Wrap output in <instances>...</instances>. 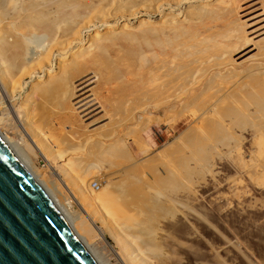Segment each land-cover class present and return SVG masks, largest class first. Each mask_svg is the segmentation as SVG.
I'll list each match as a JSON object with an SVG mask.
<instances>
[{
    "label": "bare ground",
    "instance_id": "bare-ground-1",
    "mask_svg": "<svg viewBox=\"0 0 264 264\" xmlns=\"http://www.w3.org/2000/svg\"><path fill=\"white\" fill-rule=\"evenodd\" d=\"M120 1L122 0H0V130L24 156H26L27 144L21 139L17 142L18 140L12 138L7 131L13 126H16L18 131H21L38 149L50 152L49 156L53 154L52 163L58 164V167L53 166L55 173L70 184L69 180L75 182L72 183L74 186L69 191L70 194L80 208L83 204L92 207L91 214L87 213L92 225L97 218L102 224L100 228L93 226L96 234L98 233L107 243L109 237L114 241L112 245L110 243L108 245L121 264H154L151 258L159 262L162 260L163 250L161 251L157 244L159 229L150 222L153 220L149 218V214L164 209L163 205L157 203L159 200L155 204L157 187L162 197L171 199L167 192L169 188H166L167 182L164 179L165 183L161 181L160 184L157 181L153 185L150 180L144 178L147 182H151L152 186H148V189L144 187L149 183L146 185L144 183L143 186L138 182L141 190L135 188L134 191L126 186L120 187L119 191L125 193L127 201L134 199L132 206L127 202L121 203L110 200L104 195L95 194L91 188L93 167H91V150L95 149H92L91 144L96 148V152L92 151L95 152V156L103 149L102 152L106 150L105 153L109 158H114L117 148L115 146L118 144L116 130L125 124H122L124 120H120V116L124 115L123 112L145 97L163 93L172 96L173 93V97L180 96L181 100L191 96L193 100L190 99L189 102L195 108H199L200 106H197L200 104L206 105L204 106L206 112L210 114H201L206 116L204 119L200 117L205 123L214 121L210 122L207 128L208 132L211 129V132L207 133L213 138L214 145L210 144L211 147H217L215 143L218 141V145L222 143L223 146V143L229 144L232 138L234 140L235 135L232 131L234 127L250 126L260 133L258 145L260 156L263 157L264 7L263 9L261 7L264 6V0H259L260 2L257 0L258 3L263 2L260 5L261 10L252 13L251 16L242 9L245 8L243 7L245 0H181L180 5L181 3L186 5L189 10L185 16H169V18L167 16V19L159 25L142 23L139 25V30L133 33H127L128 28L124 26L113 29L106 25ZM122 8L121 11L125 7ZM241 9L244 12L242 16ZM94 27L95 30L92 29ZM103 27L107 29L101 32L100 28L104 29ZM91 31L94 32L91 34ZM110 50L116 53L117 60L109 57ZM124 60L130 68L128 77L126 78V75L121 78V71V75L116 73L119 77L109 84L108 94L105 97H98L95 90L98 75L100 80L103 73L105 75L119 73L118 69ZM242 64L245 67H241ZM188 104L187 102V106ZM207 114L209 117L212 115L210 120ZM62 117L65 118L64 121ZM95 118H98L97 122ZM75 119H78L83 128L82 132L77 127H72ZM227 121L229 124L226 123ZM199 125L198 127H203ZM207 125L204 124V127ZM198 127H196L198 131L192 127L194 135L206 131H199ZM123 128L121 131H127ZM109 130H113L111 132L115 134L111 136ZM71 136L78 138L77 145H75L76 141L70 138ZM204 136L207 135L199 134L196 139L192 137L194 139L191 138L192 141L187 138L188 144L184 145L185 142L183 144L189 148L187 151L205 156L201 155L199 158L196 153H190L193 157L195 155L196 160L199 159V163L205 161L202 165L199 164L201 169H207L204 165L211 162L215 152V150L212 154L208 152L211 149L209 145L199 150V145L206 141ZM214 138H218V141L215 142ZM207 140H210L208 136ZM126 147L124 146L123 149L127 150ZM208 148L210 149L206 150ZM118 149L122 148L118 147ZM102 152L97 155L103 156ZM118 152L122 154V151ZM182 152L178 156H185L186 162L190 164L184 161L186 158L179 157L178 159L183 160V163L177 161V158L175 160L181 164L186 163V166L174 161L177 165L173 162L174 167H178L179 164L183 168L179 167L177 170L167 167L177 170L179 174L183 172L180 178L183 176L182 179L188 181L191 167L189 165L194 158L189 155V158H193L191 160L188 158V152L187 156ZM127 156L126 160H128ZM100 157L99 159L102 158ZM118 157L115 158L117 162L121 158ZM102 160L97 163H103ZM123 160L122 162H125V157ZM129 160L126 163L129 164ZM172 161H169L170 165L173 164ZM110 162H113L112 159ZM192 162L195 166L198 163L195 164V159ZM109 163L107 165H110ZM126 163L122 165L125 168L119 164L120 172L130 171L128 168L131 165ZM95 168L98 166L93 169ZM110 170L103 168L99 171V177H110L113 173ZM174 170H172L173 174L176 173ZM172 171L171 169L169 171L170 177L174 178ZM129 175L131 174L126 176L128 181H130ZM180 178L178 177L177 181L179 179L180 182L182 180ZM133 179H137L135 175ZM142 180L138 181L143 182ZM172 180L176 181V179ZM185 181L183 180L184 183ZM67 206L63 205L70 214ZM94 233L92 234L95 235Z\"/></svg>",
    "mask_w": 264,
    "mask_h": 264
},
{
    "label": "rangeland",
    "instance_id": "rangeland-1",
    "mask_svg": "<svg viewBox=\"0 0 264 264\" xmlns=\"http://www.w3.org/2000/svg\"><path fill=\"white\" fill-rule=\"evenodd\" d=\"M180 1L181 0H122L119 2V4L122 5L123 8L125 7L124 10L121 11L122 7H120V5L118 4L117 8L114 9L115 11L113 10L112 14L114 15L111 16L110 19H108L106 25L112 27L113 29H118V27L124 26L128 28H125L126 30H128V32L126 31L127 33H133L135 31L137 32L140 27L139 25L142 23L148 22V24L159 25L167 19V16L168 18L169 16L183 17V15L185 16V14L189 12L186 5L182 3L180 5ZM245 1H243V7L245 8L242 9L244 12L247 11L250 16L255 14V12L260 11L264 7L263 5L262 7L260 6L261 4H263V2L258 3L259 0ZM249 1L251 2V4H249ZM134 2H136V4ZM246 3H248V6L246 5ZM252 3L256 7H253ZM131 4L132 6H130ZM133 6L136 8H134ZM249 8L254 10L252 11ZM117 9L119 13L117 12ZM242 9L240 11L241 16L244 15ZM249 11H251V13ZM114 12L118 14L116 15ZM247 12L245 13L247 14ZM131 27L134 28L132 29ZM103 28L104 29L100 28L101 32L107 29L105 27ZM92 29L95 30V27ZM93 32L94 31H91V34ZM109 57L117 60L116 53H113L112 50H110ZM235 58H237V56ZM120 65L121 66L118 69L119 73H110L111 75L109 73V75H105V73H103L102 78L100 76V80L98 75V78L95 82V90L98 93V97H105L108 94L109 84L113 82V79L115 81V79L118 78L119 75H121V72V78L122 76L124 78L126 75V78L128 77L130 68L128 67L127 62L124 60V62H122V64ZM240 66L245 67L244 64ZM116 73L119 75L116 76ZM175 96L173 97V93L172 96L166 95L164 93L153 95L150 97L148 96V98L145 97L143 100H141V102L139 101L136 104L133 103L132 105H130L131 107L129 106V110L127 109V111L123 112L125 116L121 115L122 117L120 116V120H124L122 124H125L121 127H124L123 129L127 131H121L122 128H118L116 130V134L118 135V146H115V148H117L115 149L116 156H114V158H109V155L107 156L105 153L106 150L102 152L103 149L102 151L100 150L102 153H104V155L101 154L103 155L101 156L102 158L97 155L101 152L97 153L95 156L94 153L96 152V148H93L91 144L92 149H95L91 150V167L93 166L91 171V188L93 192L95 194L104 195L105 197L110 198V200L113 199L121 203L127 202L132 206V200L134 199L127 201V196H125V193L119 191L120 187L123 188V186H126L128 189H133L135 191V188L138 189L142 184L143 186H145L149 183L144 187L148 189V186H152L150 184L151 182L154 185L157 181V183H160L165 179V182H167L166 188H169L167 192L170 194L171 199H168L165 196L162 197V195H160V192H158L157 187V189L155 190L157 191L155 204L157 200H159L157 203L163 205L164 209L155 210L153 214H149V218L152 219L153 222L148 218V221L150 220L152 224L157 226L154 227L159 229V235H157V244L159 245L161 251L163 250L162 260L158 262L157 260L151 258L154 264H264V156L261 157L259 151L260 149L258 144L260 133L256 130L251 129L250 126H245L242 128L234 127L232 130L235 135V137L233 136L234 140L232 138V141H229V144H227L228 142L223 143L224 145L222 146L221 143L219 144L221 146H219V141L217 140L219 137L216 139L214 138L215 142L216 140L218 141V143H215V145H217V147H219L220 149H218L216 146L213 148L210 145H214V143H212V135L208 134L211 132V129H208V132L207 128H209V123L214 121H209V123L206 122L208 125L205 127L204 124L206 125V123L202 121L206 117L202 115H206L205 113H209L206 112V107H204L206 105L202 106L200 104L197 106H200L199 108H195L194 105L190 104L189 102L193 100L191 96L183 98V100L179 98V95L178 98ZM146 99L148 101H146ZM187 102L189 103L188 106ZM183 103H186V105ZM190 105L192 108L190 107ZM186 108L189 109L187 110ZM200 109L201 111L205 110L203 111L204 114L200 111ZM197 114L198 116H196ZM209 114H207V118L210 120L212 115L209 117ZM200 116L203 117L202 120V117ZM62 119L64 121L65 118L62 117ZM96 120H98V118H95V121ZM212 120H214V117L212 118ZM226 123L229 124L228 121ZM198 125L203 126L205 129H203V127H198ZM73 126L77 127L78 130L82 132L83 128H81L78 119L74 120L72 127ZM195 126L198 127L199 131L206 130L203 132L208 133L204 134L202 132H196L198 134L194 135L192 127H194L195 129ZM15 127L16 126H13V128L11 127L8 130L6 127V130L9 134H11L10 136L12 138L18 140L17 142H19V140L21 139V141H24L25 144H27L25 148V154L28 158L27 160L29 161L33 169L51 186L60 202L64 206H67L69 203L71 207L68 205L67 208L69 209V215L74 223L94 244L106 263L121 264V261L117 259L108 245L109 243L112 245L114 241L109 237V243H107L100 235H98V233L96 234V230L94 228H100L102 224L97 221V218V220L95 219L96 222L92 225L91 220L87 215V213L91 214V211H93L91 210L92 207L90 208L83 204V207L80 208L76 204L77 202L74 200V197L70 194L69 191L72 190V187L74 186L73 184L75 182L73 183L72 180L68 179L69 181H71L70 184V182H68L67 180L64 181L62 176L56 174L53 166L55 165L56 167H58V164L56 165L52 163L53 154L49 156L48 154H51L50 152L47 153L43 149L46 152L45 153L43 150L38 149V147L33 144L32 141H30L26 136L22 134L21 131H18L17 127ZM187 129L189 130V132H192V134L189 133ZM196 130L197 128L195 129V131ZM109 131L111 133V136L112 134H115L114 132H111L113 130ZM187 134L190 135V137ZM199 134L207 135L208 139H210L207 140V136H204V138H206V141L204 140L203 143L199 145V150L204 146H206L205 148H207L208 145L211 148L206 149H210L208 151L209 153L212 154V151L215 150L213 155L214 157H211V162L208 160L209 164L207 162V165H204L207 169H201L202 167L200 165H202V163H204L205 161L199 163V159L196 160L197 158H195V155L198 156L197 153L195 152V154L193 151H187V149L189 148H186V146H184L188 144L187 138L192 141L191 138L195 137L196 139ZM70 138L75 140V145H77L78 138H75L73 136H71ZM119 140L121 143L124 142L125 144L119 143ZM184 142L186 144H184ZM225 144H227V146H225ZM122 145L127 146V150H129L131 153H129V151H127L126 149H123L124 146L121 147ZM136 146H138L137 148L139 149H137ZM118 147L122 149L120 150L118 149ZM182 148H186L185 151L182 152ZM216 149H218V151ZM92 151L95 152L93 153ZM118 151H122V154H120ZM180 151L182 153H185V155L188 152V158L190 157L189 155H191L190 153L195 154L194 157L192 156L193 154L191 156L195 159V164L198 162L195 166L194 164H192V161L194 159L192 157L189 158L193 160L191 161V165H189V167H191L188 181L186 179H182L183 176L180 178V174H183V172H180L181 169L179 170L180 174L177 171L179 167L183 168L180 165H185L186 163H188L186 162L187 158L185 156H178L179 154L181 155ZM117 152L119 153V155ZM125 152H128L130 155L128 153L126 154ZM208 152L206 151V153ZM125 155H128V160L130 158L129 164L126 163V161L128 162V160H126ZM201 155L203 156V154ZM201 155L199 153L198 157L200 158ZM98 156L103 159L102 161L104 165H101L103 163H97L99 160H101ZM105 156H107L106 161V158H104ZM118 156L121 157L122 160L123 157H125V162H122L121 158H119ZM117 157L119 158L118 162L115 159ZM179 157L186 158V160H184L186 163L181 164V162L183 163L184 161L178 159ZM133 158L134 161H132ZM175 158H177V161L180 160L181 162H177ZM111 159L113 162L109 163ZM169 161H172V163L176 161V163H179L180 165L178 164V167H176L177 165L174 162L176 165L174 167V163L170 165ZM107 163H109L110 165H107ZM125 163L127 165H131V167L129 166L128 168V170L130 171L127 170L128 173H125L126 170L125 172H120V166H122L123 164L125 165ZM166 163L169 165H167ZM94 165L98 166V168L93 169L94 167H96ZM167 166L173 167L174 169L178 168L176 171L170 168L171 171L174 170L177 173V175L176 173L173 174L174 172L172 171V175H175V177L177 176L176 178L170 177V169H168L169 167ZM56 167L55 169H57ZM105 167L108 168L106 169ZM103 168L104 170L111 169V173L113 172L110 176L111 178H113L115 175L116 176L113 179H110L109 176V178H104L103 176L99 177V171L103 170ZM150 169L152 172L150 171ZM155 169L158 170L156 171ZM164 171H166V173L170 175L168 176V174H166ZM123 173H125V175ZM129 173L131 174L128 178L130 181H128L126 178L127 174ZM134 175L137 178L135 180L133 179ZM178 177L182 179L180 182L179 179L177 181ZM144 178H147L146 180H150L151 182H147ZM154 178H157V180L155 181ZM171 178L176 179V181H173ZM140 179H143V182L138 181ZM183 180H186L185 183L183 182ZM137 182L141 183V185L139 186ZM174 183L176 184L174 185ZM138 190L141 189L139 188ZM157 196H160V198ZM117 205L120 206V204L118 203ZM93 230L95 233L92 232ZM91 232L95 235H93Z\"/></svg>",
    "mask_w": 264,
    "mask_h": 264
},
{
    "label": "water",
    "instance_id": "water-1",
    "mask_svg": "<svg viewBox=\"0 0 264 264\" xmlns=\"http://www.w3.org/2000/svg\"><path fill=\"white\" fill-rule=\"evenodd\" d=\"M0 264H106L51 186L1 130Z\"/></svg>",
    "mask_w": 264,
    "mask_h": 264
}]
</instances>
